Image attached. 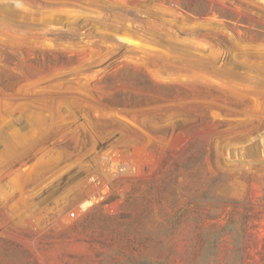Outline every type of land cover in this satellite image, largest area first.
Listing matches in <instances>:
<instances>
[{"label":"rangeland","instance_id":"rangeland-1","mask_svg":"<svg viewBox=\"0 0 264 264\" xmlns=\"http://www.w3.org/2000/svg\"><path fill=\"white\" fill-rule=\"evenodd\" d=\"M0 264H264V0H0Z\"/></svg>","mask_w":264,"mask_h":264},{"label":"bare ground","instance_id":"bare-ground-1","mask_svg":"<svg viewBox=\"0 0 264 264\" xmlns=\"http://www.w3.org/2000/svg\"><path fill=\"white\" fill-rule=\"evenodd\" d=\"M96 195H99V192H96Z\"/></svg>","mask_w":264,"mask_h":264}]
</instances>
